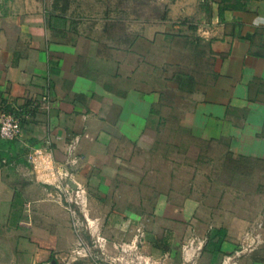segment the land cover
<instances>
[{
    "label": "crops",
    "instance_id": "1",
    "mask_svg": "<svg viewBox=\"0 0 264 264\" xmlns=\"http://www.w3.org/2000/svg\"><path fill=\"white\" fill-rule=\"evenodd\" d=\"M66 1L0 0V114L35 104L17 154L49 144L64 164L77 138L79 158L68 193L0 162V264H62L85 201L121 248L140 199L155 215L144 262L172 264L179 246V264H264V0H159L148 19L133 0ZM190 28L210 70L169 109L167 80L153 89L138 73L158 40ZM157 129L186 151L157 154Z\"/></svg>",
    "mask_w": 264,
    "mask_h": 264
},
{
    "label": "rangeland",
    "instance_id": "2",
    "mask_svg": "<svg viewBox=\"0 0 264 264\" xmlns=\"http://www.w3.org/2000/svg\"><path fill=\"white\" fill-rule=\"evenodd\" d=\"M107 1L111 2L110 0ZM133 1L135 2L132 10L137 17L144 19L155 18L163 10L158 5L159 0ZM169 36L171 37H168L166 41H157V44L153 47V57H151L150 62L145 63L143 70L138 73V80L140 83L144 80L156 83V85H151L155 89L158 88L160 80L165 78L167 80V86L165 87L167 89L166 107L175 109L188 105L186 100L189 97V89L197 81L202 83L210 70L211 56L207 44L199 39L195 33H179ZM187 143L188 141L185 139H176V136L169 132L161 139L157 129V143L155 146L157 154L166 151L167 155H172L175 153V149H178L179 152L181 150L186 151L184 144ZM176 144L180 146L177 147ZM26 153V149L21 147L15 161L17 163L22 162L20 163L22 165H28L25 161ZM184 170L186 171L187 169L185 168ZM15 180L10 182H15ZM143 180L144 178L140 180L139 185H143ZM40 185L41 187H47V185ZM70 188L69 192L75 189L73 187ZM136 201L137 203L140 201V205L137 207V214L135 215V220H133L135 221V230L129 231L127 226H125L124 231L121 232V237H119L124 239L121 248L113 246V241L116 240V237L112 235L111 231L107 230L106 224L103 230H101L100 225L97 226L98 224L94 218L96 214L94 207L90 206L86 201L82 205L74 204L75 223H77L74 226V231L77 233V242L73 250L68 252V256H66L67 258L62 264H149L143 261L146 252H143L144 248H141L142 245L139 242L148 233L146 228L151 222L154 223L155 215L149 212V208L142 206L144 200ZM150 201L146 200L148 206ZM154 234L155 238H159V232ZM128 245H132V247L129 248ZM174 250L175 257L171 263L179 264L175 260H180V247L176 246ZM158 252V250L155 251L157 254Z\"/></svg>",
    "mask_w": 264,
    "mask_h": 264
},
{
    "label": "built area",
    "instance_id": "3",
    "mask_svg": "<svg viewBox=\"0 0 264 264\" xmlns=\"http://www.w3.org/2000/svg\"><path fill=\"white\" fill-rule=\"evenodd\" d=\"M42 101L47 106L49 96L42 97ZM34 113L35 104L25 105L24 109L16 110L14 113L1 112L0 141H19L22 136L23 125L31 120ZM77 143L78 139L75 138L67 145V161L64 164H58L53 159L49 144L45 146H26L25 161L36 178L35 180L48 187L57 184L59 186V188L57 187L58 190L68 193L69 184H66V180L71 176V168L79 163V158L75 154Z\"/></svg>",
    "mask_w": 264,
    "mask_h": 264
},
{
    "label": "trees",
    "instance_id": "4",
    "mask_svg": "<svg viewBox=\"0 0 264 264\" xmlns=\"http://www.w3.org/2000/svg\"><path fill=\"white\" fill-rule=\"evenodd\" d=\"M59 0H55V3ZM63 7L61 8V11L64 12L68 8V4L66 0H62ZM191 34L195 33V29L190 28ZM7 112V111H6ZM8 113H14V111H9ZM17 149L15 146V142H2L0 141V162L3 163L5 161L6 163H9L13 160H16L17 157ZM22 163V162H18Z\"/></svg>",
    "mask_w": 264,
    "mask_h": 264
}]
</instances>
